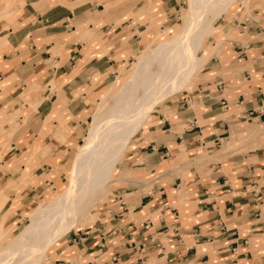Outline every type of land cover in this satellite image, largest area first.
I'll return each mask as SVG.
<instances>
[{"label":"crops","instance_id":"0c3cea01","mask_svg":"<svg viewBox=\"0 0 264 264\" xmlns=\"http://www.w3.org/2000/svg\"><path fill=\"white\" fill-rule=\"evenodd\" d=\"M178 6L0 0V219L59 184L93 101ZM226 15L190 89L150 113L93 221L44 264H264V0Z\"/></svg>","mask_w":264,"mask_h":264},{"label":"bare ground","instance_id":"6f19581e","mask_svg":"<svg viewBox=\"0 0 264 264\" xmlns=\"http://www.w3.org/2000/svg\"><path fill=\"white\" fill-rule=\"evenodd\" d=\"M232 1L187 0L179 32L165 40L157 37L138 53L124 83L110 85L111 103L103 97L92 115L64 190L46 205L39 204L18 236L6 241L7 230L0 231V264H41L42 253L87 216L108 190L109 176L131 137L155 107L191 82L194 69L205 63L204 39L215 32L210 23Z\"/></svg>","mask_w":264,"mask_h":264},{"label":"rangeland","instance_id":"374dc122","mask_svg":"<svg viewBox=\"0 0 264 264\" xmlns=\"http://www.w3.org/2000/svg\"><path fill=\"white\" fill-rule=\"evenodd\" d=\"M186 2L187 0H179V6L177 7L178 11L176 13V17L174 18L173 21H171L170 23L166 24L163 28H161V30H157L156 31H159L157 33H154L152 34V37H150L147 41L145 42H142L140 44V46H138L137 48V51L133 54L131 60L129 61L127 67H126V71L122 74V78H120V82L118 83V85L116 86V88H118L122 83H124V81L128 78V76H130L131 74V70L133 68V66L135 65V63L137 62V60L139 59L138 57V53L146 48H148V44H150L151 42H153L157 37L160 36V38L163 40L167 39V38H171L173 37L175 34H177L181 28V26L183 25V18H182V15L184 13V9L186 7ZM242 2V0H233L232 3L227 7V9L224 11L223 14H227L226 16H228V14L230 13H234L235 10L238 8L239 6V3ZM222 14V15H223ZM221 16V15H220ZM220 16H217L215 19L212 20V22L210 23V27L215 29V31L217 30V27H216V22L218 21V19L220 18ZM154 31V32H156ZM215 32L211 33L209 36H207L205 39H204V42H206V46L204 47L203 49V53H204V56L206 57L207 56V52L209 50L210 47H212V44L210 42L211 41V38L212 36L211 35H214ZM218 42V40H217ZM219 44V42H218ZM203 64L201 63L199 66H197L194 70H195V76L191 79V82H189L188 84H186L184 87H182L181 90H179L177 93L173 94L172 96H169L167 98H165L162 102H160V104H158L154 110H157L162 104L163 102L170 98V97H173V96H177V95H180L181 93H184V91H187L188 89H190L191 87V83L197 79V72H198V69L202 66ZM108 85V84H107ZM105 87V86H104ZM110 89V86L106 89H104L103 93L100 95V98L97 96V99L93 101V104L91 106V109H90V112H89V117L87 119V122L85 124V129L84 131L86 130L87 131V128H88V125H89V122L91 121V117L92 115L100 108L101 106V103H102V99L103 97L104 100H108L109 103H111V100L109 99L112 95H113V92L114 91H109ZM99 98V99H98ZM99 100V101H98ZM153 110V111H154ZM152 111V112H153ZM93 112V113H92ZM264 128V125L261 126V129ZM86 133V132H85ZM85 135V134H84ZM247 137H252V136H247ZM254 138V137H253ZM251 138V139H253ZM83 141H84V137L82 138ZM83 141L79 142V145L72 151V155H74V152L82 145ZM72 163V162H71ZM70 164L68 165V167L65 169V171H63L62 173V177L59 181V184L56 185V186H53V187H47L46 190H43L42 193L32 202H29L28 204H25L22 208H20L19 211H17V214H14L16 211H15V208H17L18 206V203H17V206L16 203L13 204V206H11V208L8 210V214H7V217L4 218L3 216L1 217L0 219V231H2V229H6L7 232H5L7 234V237L6 235V241H8L10 238H14L16 236H18L23 228L29 223V218H30V215L32 214V212L34 210H36L40 205H46L47 202L53 200L54 198L57 197L58 195V192L64 190V188L66 187V183L68 181V176H69V171H70ZM115 175H116V168L111 172L110 176H109V180H112L109 184H108V190L106 191V193L104 195H102L97 201L96 203L90 208V212L88 211L89 215L88 217H83L81 218V220L79 221L78 226H82L84 224H89L90 222L93 221V218H94V212L96 210V207L98 205H100L105 199L108 198V196L110 195L111 193V189H112V182L114 181V178H115ZM48 193V194H47ZM57 193V194H56ZM47 194L44 198L43 196ZM43 198V199H41ZM41 199V200H40ZM40 200V201H39ZM39 201V202H38ZM31 209V210H30ZM30 210L29 212L25 213L26 211ZM85 218V219H84ZM83 219V220H82ZM76 227V228H77ZM1 233V232H0ZM8 238V239H7ZM3 241V240H2ZM53 250V248L51 249ZM50 250V251H51ZM44 255V259L42 260L41 264H44L47 260V258L50 257V254L49 252H44L42 253Z\"/></svg>","mask_w":264,"mask_h":264}]
</instances>
